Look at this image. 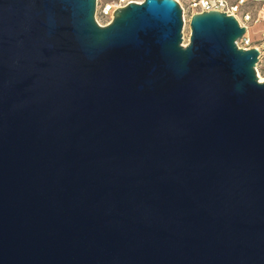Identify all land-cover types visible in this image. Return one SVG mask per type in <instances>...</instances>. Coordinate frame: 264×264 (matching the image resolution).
Wrapping results in <instances>:
<instances>
[{"label": "water", "instance_id": "obj_1", "mask_svg": "<svg viewBox=\"0 0 264 264\" xmlns=\"http://www.w3.org/2000/svg\"><path fill=\"white\" fill-rule=\"evenodd\" d=\"M0 0V264H264V83L219 12Z\"/></svg>", "mask_w": 264, "mask_h": 264}, {"label": "built area", "instance_id": "obj_2", "mask_svg": "<svg viewBox=\"0 0 264 264\" xmlns=\"http://www.w3.org/2000/svg\"><path fill=\"white\" fill-rule=\"evenodd\" d=\"M142 1L143 0H137V1L117 0L114 3L104 2L100 6V15L101 17L107 20L106 23L107 25L112 21L114 11H116L121 7H124L130 2L141 3ZM174 1L178 3V5L182 10V18L184 17L183 7H186V9L191 12V16L194 14H201V13L215 11L219 13H224L227 16L234 17V19H236V21L238 22L239 26L245 28V34L235 42L237 48L243 50H249L252 48L256 49L259 55H258V61L255 66V70L257 71L258 68L264 70V30L260 32L259 38L256 41L252 40L249 37L248 24L253 20L248 12H244L242 10L244 5L246 4V0H174Z\"/></svg>", "mask_w": 264, "mask_h": 264}, {"label": "rangeland", "instance_id": "obj_3", "mask_svg": "<svg viewBox=\"0 0 264 264\" xmlns=\"http://www.w3.org/2000/svg\"><path fill=\"white\" fill-rule=\"evenodd\" d=\"M117 0H96V12L95 19L100 25H106L107 20L101 17L100 15V6L104 2L114 3ZM126 1H137V0H126ZM184 8V17L183 27H182V46H186L189 42L190 29H189V21L191 17V12ZM244 12H248L252 18V22L248 24L249 33L254 38H259L260 32L264 30V0H246V4L243 9ZM257 76H261L264 78V70L258 68L256 71Z\"/></svg>", "mask_w": 264, "mask_h": 264}, {"label": "bare ground", "instance_id": "obj_4", "mask_svg": "<svg viewBox=\"0 0 264 264\" xmlns=\"http://www.w3.org/2000/svg\"><path fill=\"white\" fill-rule=\"evenodd\" d=\"M258 79H259L261 82H263V83H264V78H263V77H261V76H258Z\"/></svg>", "mask_w": 264, "mask_h": 264}, {"label": "crops", "instance_id": "obj_5", "mask_svg": "<svg viewBox=\"0 0 264 264\" xmlns=\"http://www.w3.org/2000/svg\"><path fill=\"white\" fill-rule=\"evenodd\" d=\"M250 30V29H249ZM250 32V31H249ZM249 37L252 39V40H254V41H256V40H258V38L257 39H254L251 35H250V33H249Z\"/></svg>", "mask_w": 264, "mask_h": 264}]
</instances>
